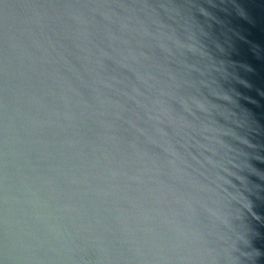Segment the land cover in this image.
Wrapping results in <instances>:
<instances>
[{
	"label": "water",
	"instance_id": "95a60500",
	"mask_svg": "<svg viewBox=\"0 0 264 264\" xmlns=\"http://www.w3.org/2000/svg\"><path fill=\"white\" fill-rule=\"evenodd\" d=\"M0 264H264V0H0Z\"/></svg>",
	"mask_w": 264,
	"mask_h": 264
}]
</instances>
